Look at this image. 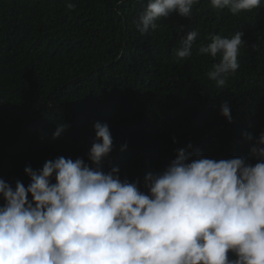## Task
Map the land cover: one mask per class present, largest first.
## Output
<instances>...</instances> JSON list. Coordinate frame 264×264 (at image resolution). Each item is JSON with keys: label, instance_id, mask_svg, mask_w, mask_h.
Wrapping results in <instances>:
<instances>
[{"label": "trees", "instance_id": "obj_1", "mask_svg": "<svg viewBox=\"0 0 264 264\" xmlns=\"http://www.w3.org/2000/svg\"><path fill=\"white\" fill-rule=\"evenodd\" d=\"M66 2L0 0V80L12 62L36 73L18 83L23 94L12 87V97L0 84V179L27 187L26 166L40 169L61 156L91 164L97 121L114 140L104 171L119 167L121 179H139L142 190L144 176L162 171L189 143L206 158L256 162L244 133L264 132V5L232 15L200 0L190 18L174 13L142 34L134 21L148 0H70L72 10ZM191 31L198 33L192 55L178 58ZM236 32L245 41L240 67L217 88L206 74L220 57L198 55L199 48ZM224 103L231 123L220 114ZM63 123L67 130L53 139Z\"/></svg>", "mask_w": 264, "mask_h": 264}, {"label": "clouds", "instance_id": "obj_2", "mask_svg": "<svg viewBox=\"0 0 264 264\" xmlns=\"http://www.w3.org/2000/svg\"><path fill=\"white\" fill-rule=\"evenodd\" d=\"M199 3L148 0L135 27L143 34L174 13L190 18ZM210 4L239 15L260 9L264 0ZM66 7L75 5L67 0ZM197 36L191 31L182 37L175 55L191 56ZM243 36L213 35L199 48L198 55L220 57L206 74L217 88L239 69ZM4 72L0 84L12 97V87L23 94L18 83L36 78L35 71L29 77L13 62ZM220 114L232 122L227 103ZM67 128L57 124L53 139ZM94 130L91 164L61 156L40 169L26 166L27 187L0 179V264H264V132L259 137L244 133L254 141V164L244 157L206 158L189 143L176 149L162 171H149L142 190L139 179L122 180L119 167L104 171L114 140L106 122H95Z\"/></svg>", "mask_w": 264, "mask_h": 264}]
</instances>
